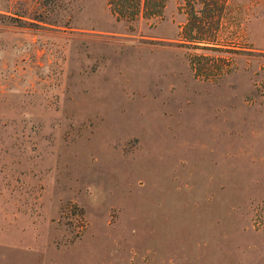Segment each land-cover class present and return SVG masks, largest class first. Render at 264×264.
<instances>
[{
	"label": "rangeland",
	"instance_id": "374dc122",
	"mask_svg": "<svg viewBox=\"0 0 264 264\" xmlns=\"http://www.w3.org/2000/svg\"><path fill=\"white\" fill-rule=\"evenodd\" d=\"M222 3L0 0V264H264V0Z\"/></svg>",
	"mask_w": 264,
	"mask_h": 264
},
{
	"label": "trees",
	"instance_id": "16d2710c",
	"mask_svg": "<svg viewBox=\"0 0 264 264\" xmlns=\"http://www.w3.org/2000/svg\"><path fill=\"white\" fill-rule=\"evenodd\" d=\"M167 0H109L110 7L118 16L136 20L141 16L160 15L163 12ZM195 8L196 2H202L203 6H223L222 0H186Z\"/></svg>",
	"mask_w": 264,
	"mask_h": 264
}]
</instances>
